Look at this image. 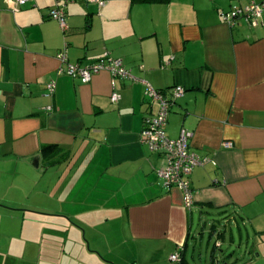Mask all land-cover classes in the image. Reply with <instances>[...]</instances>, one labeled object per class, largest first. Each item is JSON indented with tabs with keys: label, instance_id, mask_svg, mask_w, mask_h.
<instances>
[{
	"label": "crops",
	"instance_id": "0c3cea01",
	"mask_svg": "<svg viewBox=\"0 0 264 264\" xmlns=\"http://www.w3.org/2000/svg\"><path fill=\"white\" fill-rule=\"evenodd\" d=\"M248 2L74 0L64 31L50 17L57 0H0V264H219L216 251L237 243L244 252L223 264H264V13L257 28L221 16ZM66 45L71 64L110 52L134 79L59 74ZM146 84L186 89L167 136L192 131L190 150L209 160L191 175V209L143 142L158 107ZM80 165L99 177L82 184L91 193L76 192ZM205 232L215 249L197 261Z\"/></svg>",
	"mask_w": 264,
	"mask_h": 264
},
{
	"label": "built area",
	"instance_id": "2783aa9c",
	"mask_svg": "<svg viewBox=\"0 0 264 264\" xmlns=\"http://www.w3.org/2000/svg\"><path fill=\"white\" fill-rule=\"evenodd\" d=\"M12 1V0H9ZM34 0H16L19 6L27 5ZM74 0H57L56 7L52 9L50 17L58 21L63 30L67 31L65 8L68 3ZM109 0H87L89 3H96L100 7H104ZM264 13V4L257 3L255 0H249L245 7L233 6L229 11L221 14L224 22L230 27H234L239 21H244L252 28H257L261 25ZM67 45L65 50L58 55V59L62 64L59 74H67L75 79H79L83 84H87L92 79L102 73H109L114 79H134L131 72L125 67L121 59L114 58L110 52H105L101 59L87 67L74 65L69 62L67 55ZM171 61L164 65L166 68ZM146 97L151 103L156 104L157 112L152 117H147L144 121L143 142L148 148L166 159V167L158 172L159 177L164 181L166 187H176L184 194V203L187 209H191L194 205V192L191 189V175L195 168L206 165L209 160L199 157L196 153L190 150V142L194 136L192 131L183 129L178 139L173 140L167 136L168 118L170 114L171 102L168 101L164 92L156 90L149 84H146ZM50 94L56 90L55 83L48 86ZM173 101L182 98L185 90L181 86H176L170 91ZM121 100V95L118 92H113L111 101L118 104ZM226 147H232L227 143ZM174 262H181L180 253H175L171 256Z\"/></svg>",
	"mask_w": 264,
	"mask_h": 264
},
{
	"label": "rangeland",
	"instance_id": "374dc122",
	"mask_svg": "<svg viewBox=\"0 0 264 264\" xmlns=\"http://www.w3.org/2000/svg\"><path fill=\"white\" fill-rule=\"evenodd\" d=\"M87 156V155H86ZM88 157V156H87ZM87 157H85V158H87ZM82 160H84L85 161V159H82ZM81 161V160H80ZM79 161V159H75V162H76V165H74L73 164V166L72 167H77V163H79L80 162ZM86 161H88L89 163H91L90 161H91V157H88V160L86 159ZM80 164H81V162H80ZM54 169V168H53ZM80 169H81V174H79V175H77L75 178H74V183H78V187H83V186H85L90 180V182L88 183V184H93V183H95V182H97L98 181V179H99V177H98V175H94V173H93V171L92 170H88V172L87 173H85V172H83L82 171V165H80ZM54 171V170H53ZM52 171V174L50 175V179L51 180H53L54 179V177L56 178V175H55V173ZM71 177V176H70ZM82 184H83V186H82ZM80 191H82V193L83 194H87V193H91V191H94V189H92V188H87V187H83L82 189H80L79 191H76V192H80ZM77 209V208H76ZM197 226V220H195V227ZM203 237H204V239H202V240H200V245H199V247H198V251H197V253H196V260L198 261L201 257V254H203V256H204V258L207 256V257H209V256H211L212 254H213V251H214V249H215V242H216V239H211L210 238V236H209V234H208V232H205V234L204 235H202ZM226 238H228V237H226ZM230 238V237H229ZM233 238H236V240L238 241V239H239V236H238V232L236 231L235 232V234L233 235ZM227 241L230 243L231 241H230V239H227ZM202 243H203V247H202ZM228 244V243H227ZM231 244V243H230ZM247 244V243H246ZM245 244V245H246ZM241 244H239V243H237V245L236 246H232V247H230V248H228V246H226V245H224V250H223V252H221V251H216V253H215V255L217 256V259H218V262H219V264H223L222 263V259L223 258H225V257H228V254L231 252V254L232 253H234V257L236 258H238V257H240L241 256V254L244 252V249H245V245H243V247L242 246H240ZM201 248L204 250H201ZM209 250V251H208ZM206 251L208 252V253H206ZM191 257V260H192V255L190 254L189 255V258ZM200 261V260H199ZM199 263V262H198Z\"/></svg>",
	"mask_w": 264,
	"mask_h": 264
},
{
	"label": "trees",
	"instance_id": "16d2710c",
	"mask_svg": "<svg viewBox=\"0 0 264 264\" xmlns=\"http://www.w3.org/2000/svg\"><path fill=\"white\" fill-rule=\"evenodd\" d=\"M174 88V87H173ZM173 88H171V89H173ZM184 88V87H183ZM171 89H169V92L171 91ZM184 90H185V92H186V89L184 88ZM162 92H164L165 93V95H166V91H162ZM166 98L168 99V101H170L171 102V108H170V112H171V109L173 108V106L177 103V101L179 100H176V101H173V99H172V95H171V93H170V96L169 97H167L166 96ZM181 99V98H180ZM181 258H182V255H181ZM183 261V258H182V260H181V262Z\"/></svg>",
	"mask_w": 264,
	"mask_h": 264
},
{
	"label": "water",
	"instance_id": "95a60500",
	"mask_svg": "<svg viewBox=\"0 0 264 264\" xmlns=\"http://www.w3.org/2000/svg\"><path fill=\"white\" fill-rule=\"evenodd\" d=\"M39 161H40V158L37 157V158H35V159L33 160V164H34L36 167H38V165H39ZM225 224H226V223H225Z\"/></svg>",
	"mask_w": 264,
	"mask_h": 264
}]
</instances>
